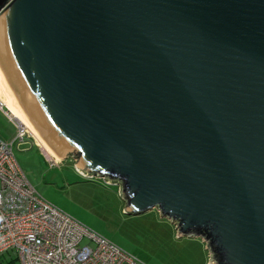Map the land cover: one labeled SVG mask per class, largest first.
Here are the masks:
<instances>
[{
	"label": "water",
	"instance_id": "95a60500",
	"mask_svg": "<svg viewBox=\"0 0 264 264\" xmlns=\"http://www.w3.org/2000/svg\"><path fill=\"white\" fill-rule=\"evenodd\" d=\"M0 72L126 214L264 264V0H0Z\"/></svg>",
	"mask_w": 264,
	"mask_h": 264
},
{
	"label": "rangeland",
	"instance_id": "374dc122",
	"mask_svg": "<svg viewBox=\"0 0 264 264\" xmlns=\"http://www.w3.org/2000/svg\"><path fill=\"white\" fill-rule=\"evenodd\" d=\"M7 111L5 106L0 109V140L12 142L16 128ZM26 131L27 140L23 144L15 141L13 155L37 195L50 205L133 256L137 264H212L200 238H179L175 225L156 209L126 214L116 184L106 185L98 177H83L70 157H60L58 166H50L36 146V139ZM88 242L84 238L81 245ZM1 261L19 264L11 253L1 257Z\"/></svg>",
	"mask_w": 264,
	"mask_h": 264
},
{
	"label": "built area",
	"instance_id": "2783aa9c",
	"mask_svg": "<svg viewBox=\"0 0 264 264\" xmlns=\"http://www.w3.org/2000/svg\"><path fill=\"white\" fill-rule=\"evenodd\" d=\"M9 117L16 137L12 142L0 140V258L11 253L19 264H137L133 256L37 195L13 155L15 141L23 144L27 131ZM47 160L50 166L60 164L54 157ZM84 238L89 242L81 245Z\"/></svg>",
	"mask_w": 264,
	"mask_h": 264
},
{
	"label": "bare ground",
	"instance_id": "6f19581e",
	"mask_svg": "<svg viewBox=\"0 0 264 264\" xmlns=\"http://www.w3.org/2000/svg\"><path fill=\"white\" fill-rule=\"evenodd\" d=\"M0 102L8 109L12 118H14L25 130L27 129L36 139L38 146L43 153L48 157H54L59 161L60 156L57 155L49 145L33 130L27 121V118L22 113L14 99L12 98L7 86L5 85L0 72Z\"/></svg>",
	"mask_w": 264,
	"mask_h": 264
},
{
	"label": "trees",
	"instance_id": "16d2710c",
	"mask_svg": "<svg viewBox=\"0 0 264 264\" xmlns=\"http://www.w3.org/2000/svg\"><path fill=\"white\" fill-rule=\"evenodd\" d=\"M0 263H1V264H3V262H2V261H1Z\"/></svg>",
	"mask_w": 264,
	"mask_h": 264
}]
</instances>
